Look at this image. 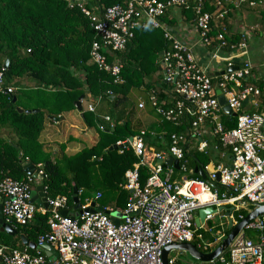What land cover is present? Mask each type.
Wrapping results in <instances>:
<instances>
[{"label":"built area","instance_id":"1","mask_svg":"<svg viewBox=\"0 0 264 264\" xmlns=\"http://www.w3.org/2000/svg\"><path fill=\"white\" fill-rule=\"evenodd\" d=\"M74 1L70 8L77 3L97 37L90 50L91 63L115 77V83H122L119 75L123 64L117 58L109 62L108 52H124L138 29L148 26L163 31L169 48L160 56L161 80L169 87L165 92L173 95V102L169 108H164L158 103L155 90L148 92V101L161 121L183 127L184 131L171 134L167 151L163 152L146 145V135L154 134L144 129L132 137L131 142L127 139L116 144L128 143L119 150L120 154L130 148L138 159L124 175L121 188L129 193V198L121 211L97 209L93 202L85 200L83 204L79 200V210L69 214L66 197H48V208H38L31 203V192L35 181H42L44 177L41 165L36 169V178L27 175L22 181L1 180L0 205L5 225L26 226L33 222L36 214L49 213L48 231L37 238L35 252L31 253L28 247H0L2 263L46 264L43 249L47 245L58 254L55 264H163L162 252L166 247L185 243L195 245L203 254L213 252L226 238V232L221 225V232L212 233V238L205 241L198 233L205 231L208 223H214L219 215L226 221L230 218L235 226L256 208L264 207V117L244 112V102L250 98L264 100V89L247 83L254 79L249 61L238 68L232 62L227 63L228 72L220 75L218 84L232 111V115L225 114L209 70L198 64L194 50L165 29L160 19L172 10L191 9L201 45L212 47L211 58L218 63L222 62L221 53L225 49L245 52L246 36L242 35L236 45L227 42L224 21L228 10L220 1L215 2L214 12L205 10L209 0H123L96 11L86 9L82 0L70 2ZM249 5L254 7L256 3L251 1ZM215 23L219 32L213 37ZM260 80L264 84V75ZM1 85L0 74V90ZM12 91L8 89L7 93ZM98 104V100L89 104L87 111L95 113ZM144 106L141 102L138 108ZM224 116L232 118L233 128L225 127ZM104 125L114 129L109 117L102 118L99 131H105ZM206 136L218 139L223 148L230 149L231 163H210L202 169L205 180L190 179L184 148L205 154L209 148ZM168 157L178 161V170L173 164L165 165ZM141 168L148 172L144 185L141 184ZM176 175L179 180L175 179ZM44 193L47 194L46 188ZM101 198V194H97L96 200ZM246 207L252 210L244 217L239 216L240 221L236 223L234 213ZM207 208L217 213L208 215L205 223L197 228L194 223L197 212ZM64 211L68 216L62 215ZM248 232L253 234L247 237ZM168 264L181 262L169 256ZM206 264H264V214L249 222L224 252Z\"/></svg>","mask_w":264,"mask_h":264},{"label":"trees","instance_id":"2","mask_svg":"<svg viewBox=\"0 0 264 264\" xmlns=\"http://www.w3.org/2000/svg\"><path fill=\"white\" fill-rule=\"evenodd\" d=\"M70 1L0 0V181H22L27 178L24 172L26 166L32 165L36 170L41 165L44 172L42 184L48 197H66L69 214L74 209L75 188L81 192L80 195L77 193L81 202L90 200V196L94 195L92 201L95 206L96 202H101L100 207L96 206L97 209L109 207L113 203L114 209L123 210L129 193L121 185L125 172L132 169L138 159L130 148L122 154L110 148L139 133L129 121L130 108L125 106L131 93L141 89L146 92L155 90L158 92V103L163 104L164 108L170 107L173 95L165 92L169 87L162 82L159 70L160 53L167 51L169 44L160 29L147 26L136 30L134 39L124 52H108L109 62L117 58L123 64L119 75L122 83H115V77L91 63L90 50L92 43L97 40L96 34L86 16L77 8V3L70 8V4L75 3ZM82 1L86 9L96 11L97 8L120 4L123 0ZM211 1L205 5L208 12L213 10L209 8L212 6ZM172 11L160 22H165ZM181 11L190 17L194 16L191 9ZM7 60L9 66L5 70ZM8 89H12V93H7ZM86 95L98 100L99 105L106 104L108 107L105 115L99 114L100 109L95 113L87 109L82 112L86 126L96 127L99 139L94 146L53 163L38 141L44 119L73 110L75 102ZM35 110L38 113H25ZM103 117L111 119L114 129L110 130L109 125H104L105 131L98 130L97 126L102 123ZM223 122L227 129L234 127L230 117L224 116ZM162 123L167 129L166 134L159 137L148 134L145 137V143L157 151H167L165 143L168 145L169 136L184 131L183 127H175L165 121ZM212 143L216 147L209 148L205 154L188 152L184 148L190 179H202L195 173L196 169H203L213 161L219 164L223 153L231 155L230 149L223 148L218 139H213ZM140 174L141 184L144 185L148 172L141 168ZM97 194L102 196L98 201L95 200ZM246 215L247 211L244 213L241 210L234 221L238 223L239 216ZM48 217L49 213L36 214L31 224L22 228L14 225L12 228L17 232L21 229L19 233H24L36 243L37 238L48 231ZM212 224L208 223L205 231H199L198 235L204 240L212 238ZM1 230L0 245L16 249V243H20L17 235L9 236L2 227ZM228 234L229 231L226 236ZM30 252L34 253V250Z\"/></svg>","mask_w":264,"mask_h":264},{"label":"crops","instance_id":"3","mask_svg":"<svg viewBox=\"0 0 264 264\" xmlns=\"http://www.w3.org/2000/svg\"><path fill=\"white\" fill-rule=\"evenodd\" d=\"M216 1H222L228 10L226 19L224 21V37L227 42L230 45H236L240 42L242 35H244L246 36L247 43V50L245 52H241L235 49H225L221 53V63L212 60V47L204 48L201 45L199 36L194 27V16L190 17L187 14H184L181 10H174L167 15L165 22H163L162 24L165 29L169 30L172 34H174V36L179 38L184 44L190 46L194 50L198 64L201 67L207 68L213 76V85L215 86L216 92L219 91L218 84L220 83V75L228 72V69H226L227 63L232 62L238 68L242 67L243 63L246 60L252 64L254 71V79L247 81V83L264 89V84L260 80L262 75H264V0H212V6H209V8L213 9L212 12H214L215 10L213 6ZM251 1H254L256 3L254 7H251L249 5ZM217 27L218 23H215L213 25V37H215L219 32V29ZM26 85H28V82ZM133 93L136 95L133 96V104H131L132 109H130L129 111V121L131 122L132 127L134 129H137L138 132L140 130L148 128L151 131L150 133L154 134L153 137H159L166 134L167 129L165 128L160 118H158L154 114V110L149 104V101L143 100L141 96L143 95V93L147 94L148 96L149 93L144 89L135 91ZM78 101H80L81 103L82 111H79L75 107L73 110L63 112L57 117L52 116L46 117L44 119L43 129L39 134L38 141L42 147L43 152L51 158L53 163L57 161L60 162L65 156H73L85 148L94 146L99 139L96 127H87L82 118V112L87 109V106L89 104H93L94 102H96L95 98H92L90 95H86L82 96ZM141 102L145 104L143 109L138 108V105ZM172 102L173 99L170 101L169 105H172ZM99 109L101 111H99V114L105 115L107 113L108 107L106 106V104H98L96 111H98ZM244 112L246 114L257 113L264 117V100L256 97L250 98L244 104ZM213 139L215 138L211 136L205 137V140L209 143L210 149H214L215 147L212 143ZM211 143L213 145H210ZM165 145L167 150L168 145L166 143ZM147 146L150 147L149 145ZM153 149L156 150L155 148ZM193 151H196V149H191L189 152ZM220 160L221 162L219 164L228 165L231 163V155H226L225 153H223L220 156ZM210 163L212 165H218L214 161ZM175 179L179 180L178 175L175 176ZM41 187L44 188L42 181L37 179L32 186V192L37 191ZM35 205L40 208L37 204ZM96 206H99V204H97ZM105 208L116 210L111 207ZM250 208L251 207H246L244 211L246 210L248 214L249 211L252 210ZM116 211L121 210L117 209ZM73 213L74 209L70 214ZM234 215L236 214L234 213ZM227 224L228 223L226 221V225ZM22 227L23 226H21V228ZM1 231L2 230L0 226V232ZM20 231L21 229L19 230V232ZM19 232H17L16 235L19 238L20 243H16V249H23L24 247H26L22 244L20 236H24L25 239H27L30 243H33L24 235V233ZM33 244L36 245V243ZM0 247L5 246L0 245ZM29 250L32 249L29 248ZM171 253L169 254V256H171ZM43 255L46 259V264H55L58 259L57 252L49 245L44 247Z\"/></svg>","mask_w":264,"mask_h":264},{"label":"water","instance_id":"4","mask_svg":"<svg viewBox=\"0 0 264 264\" xmlns=\"http://www.w3.org/2000/svg\"><path fill=\"white\" fill-rule=\"evenodd\" d=\"M163 55V52L160 53V56ZM9 66V62L8 60L5 62L4 65V69H8ZM217 95H218V101L220 106L223 109V112L227 115H232V111L229 109V107L226 105V99L225 97L221 94V91H217ZM113 99V97L111 98ZM246 102H244L245 104ZM74 106L79 110L82 111V106L80 101L75 102ZM20 113L23 112L22 110H18ZM26 114H31V113H38V110L35 111H25ZM129 141H132V138H129ZM128 143H125L123 145H114L113 147L110 148L111 151H118L124 147H127ZM173 164L174 168L176 170L179 169V163L178 161H173V159L171 157H168L165 160V165L166 166H171ZM232 169V167H231ZM24 172L28 175V176H33L34 178H36V170L34 169V167L32 165L26 166L24 169ZM195 173L198 174L199 177H201L202 179L205 180L206 175L203 172L202 169H196ZM217 180H219V177H217ZM44 188H39L37 191L31 192V203L37 204L39 207H43L45 209L48 208V204H47V200H48V196L46 193L43 192ZM77 189L75 188L73 191V204H74V211H78L80 208V202H79V198L77 196ZM93 206V205H92ZM221 211V210H220ZM232 211V209L230 210ZM106 213H108L106 211ZM216 210L212 209V208H207V209H201L197 212V215L195 217L194 223L195 226L197 228H200L201 225H203L205 223V219L208 215H213L216 214ZM264 214V207H258L256 208L254 211H252L251 213H249L241 222H239L237 225L234 226L233 221L228 218L227 221V230L229 231V234L227 235V237L222 241V243L211 253L209 254H203L201 252H199L195 245L191 244V243H185V244H173L171 246L166 247L163 252H162V261L163 264H168V257L169 254L173 251H182L184 253H188L190 254L195 260L199 261L200 263L206 264L210 261H212L213 259H215L216 257H218L222 252H224L228 246L230 245V243L232 242V240L239 234V232L251 221H253L255 218H257L258 216ZM62 215L68 216V212L64 211L62 213ZM227 216L230 215V212H228L226 214ZM114 216H117V214H114ZM116 224L118 225V221H116ZM0 226L4 229V231L9 235V236H14L17 234V231L12 228L11 226L5 225L2 219V213H1V205H0ZM21 242L24 246L29 247L32 250H35V244L30 243L27 239H25L24 236H20ZM0 263H2L1 259H0Z\"/></svg>","mask_w":264,"mask_h":264},{"label":"rangeland","instance_id":"5","mask_svg":"<svg viewBox=\"0 0 264 264\" xmlns=\"http://www.w3.org/2000/svg\"><path fill=\"white\" fill-rule=\"evenodd\" d=\"M150 81V80H149ZM134 95H136V94H134V93H131V95L129 96V99H128V101L126 102L128 105H125V106H127L126 108L127 109H131V103L133 102V96ZM142 96V98H143V100H145V101H148V96H147V94H144L143 93V95H141ZM30 107H34V106H32V105H30ZM155 114V113H154ZM156 115V114H155ZM157 116V115H156ZM155 116V117H156ZM158 117V116H157ZM158 119V118H157ZM144 130H146L148 133H150L151 131L147 128V129H144ZM91 197V199L89 200L90 202H93L92 201V199L94 198V195H91L90 196ZM82 203L84 204L85 202L84 201H82ZM97 204H101V202H96ZM109 207H111V208H115L114 207V204L113 203H111L110 205H109ZM246 211H244V213H245ZM236 215H234L235 217L237 216V213H235ZM221 225H223V227H224V229H225V231L227 232L228 230H227V225H226V220L225 219H222L219 215L218 216H216V221H214V223L212 224V226L210 227L211 228V230H212V232L213 233H215V231L216 232H218V233H220L221 232V229H220V226ZM225 225V226H224ZM217 229V230H216ZM202 232V231H201ZM251 234H253L252 232H248L247 233V237L248 236H250ZM171 257L172 258H176V259H178L180 262H181V264H201L199 261H197V260H195L190 254H188V253H184V252H182V251H175V252H173V253H171Z\"/></svg>","mask_w":264,"mask_h":264}]
</instances>
